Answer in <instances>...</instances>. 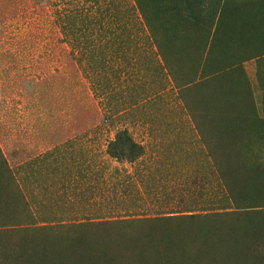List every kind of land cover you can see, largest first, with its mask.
Instances as JSON below:
<instances>
[{
    "label": "rangeland",
    "instance_id": "rangeland-1",
    "mask_svg": "<svg viewBox=\"0 0 264 264\" xmlns=\"http://www.w3.org/2000/svg\"><path fill=\"white\" fill-rule=\"evenodd\" d=\"M49 1L0 0V264L77 251L106 228L127 231L85 240H117L132 264H264V234L242 250L264 228V45L235 22L244 0H203L179 43L156 35L165 75L131 46L121 80L100 85L60 42ZM118 129L143 146L135 163L109 157ZM227 162L250 182L229 195Z\"/></svg>",
    "mask_w": 264,
    "mask_h": 264
},
{
    "label": "trees",
    "instance_id": "trees-1",
    "mask_svg": "<svg viewBox=\"0 0 264 264\" xmlns=\"http://www.w3.org/2000/svg\"><path fill=\"white\" fill-rule=\"evenodd\" d=\"M48 3L52 23L60 34V42L68 46L69 54L79 64L81 72L91 77L95 85H100L99 80H103L107 73L114 79L121 80L124 66H118V63L123 61L127 49L131 46L142 50L149 49L147 56L154 60L158 71L164 74L165 65L159 59V56L164 58L163 47L156 39V35H161L164 40L167 37L179 43L177 39H182L180 38L182 34L180 36L178 34L183 33L185 28H191V32L194 33V24L201 19L203 0H51ZM154 5L156 11L153 9ZM170 22L174 26L171 24L169 28ZM174 27L178 33H174ZM111 89L113 90L112 87ZM118 116H120L118 110H114L110 115L113 118ZM107 153L118 162L132 164L142 157L144 148L135 141L127 129H118L114 138L108 142ZM228 164L227 162L228 180L221 179V193L226 195H229L230 190L228 182L234 183L237 189H243L250 183L245 180L244 186H239ZM0 167L5 173L8 172L1 153ZM146 229L153 234L165 231L152 226ZM112 230L127 231L111 228L101 231L109 234ZM252 230V233L243 235L247 238L242 248L243 253L252 254L253 249L257 252L254 246L255 235L264 234V228ZM136 232L143 231L132 233ZM90 237L84 236L80 240ZM163 249V246L159 247L160 251Z\"/></svg>",
    "mask_w": 264,
    "mask_h": 264
},
{
    "label": "bare ground",
    "instance_id": "bare-ground-1",
    "mask_svg": "<svg viewBox=\"0 0 264 264\" xmlns=\"http://www.w3.org/2000/svg\"><path fill=\"white\" fill-rule=\"evenodd\" d=\"M122 239L123 238L120 240ZM82 240L83 245L81 243V248L74 249L77 251L59 250L53 251L47 256L41 254L36 256L30 255L32 261H30V259L29 261L33 262L35 259L33 262L34 264H132L129 255L135 250L119 244L117 240L110 242L109 239H107V236L104 235L94 239V241L91 239ZM234 243V237H230L225 249L227 251H232ZM170 252L176 253V250L172 249ZM33 256L36 258L32 259ZM168 264L170 263L168 262Z\"/></svg>",
    "mask_w": 264,
    "mask_h": 264
},
{
    "label": "crops",
    "instance_id": "crops-1",
    "mask_svg": "<svg viewBox=\"0 0 264 264\" xmlns=\"http://www.w3.org/2000/svg\"><path fill=\"white\" fill-rule=\"evenodd\" d=\"M254 1L244 0V8H234L236 12L233 11V14L236 17V24L243 23L246 28L245 40L264 45V7L256 5Z\"/></svg>",
    "mask_w": 264,
    "mask_h": 264
}]
</instances>
